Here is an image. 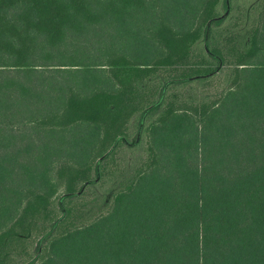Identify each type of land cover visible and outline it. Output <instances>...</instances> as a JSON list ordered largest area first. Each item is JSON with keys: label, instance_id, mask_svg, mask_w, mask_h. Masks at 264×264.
I'll return each instance as SVG.
<instances>
[{"label": "trees", "instance_id": "obj_1", "mask_svg": "<svg viewBox=\"0 0 264 264\" xmlns=\"http://www.w3.org/2000/svg\"><path fill=\"white\" fill-rule=\"evenodd\" d=\"M233 3L0 0V263L45 218L27 264H264V0L227 47ZM144 138L107 209L67 227Z\"/></svg>", "mask_w": 264, "mask_h": 264}, {"label": "rangeland", "instance_id": "obj_2", "mask_svg": "<svg viewBox=\"0 0 264 264\" xmlns=\"http://www.w3.org/2000/svg\"><path fill=\"white\" fill-rule=\"evenodd\" d=\"M256 1L257 0H234L230 18L219 28L214 29L215 41L217 44L220 45L221 43L227 47L233 46L235 42L244 40L246 35L258 28L260 10L257 11L254 9ZM198 50L196 51L199 56L202 55L200 47H198ZM175 73L176 71H171L167 74L174 75ZM223 86V76L219 75L208 84H192L188 87H179L172 95L176 94L178 99H182V97H186L187 95L199 97V94L203 91L209 97H213L214 93ZM131 132L132 124H130L128 130V140L130 141H132ZM147 155L145 138L143 139V144L137 149L120 148L115 156L108 161L110 163L108 166V179L104 183H98L94 187L87 188L79 198L69 202L68 206L73 207L76 212H74L71 219L66 222L67 227H70L71 224L80 225L87 222L89 218L86 219L84 213L87 217H90V210L93 212H98L101 209L106 210V199H108L109 196L108 192H114L115 190L113 185H111L112 181L119 180V176L123 174L125 168L130 171L140 168L139 164L146 159ZM116 169L118 170L117 172H115ZM90 176H93V171ZM63 192L64 184L62 182L59 185L57 195L52 200V209L55 210V213H58L57 202ZM103 200L105 201L103 202ZM51 216L52 215H49V218ZM47 222L45 218L40 219L31 236L23 238L22 242L20 241L13 245L0 264H27L34 258V247L38 240L37 238L42 232L41 229L46 227Z\"/></svg>", "mask_w": 264, "mask_h": 264}]
</instances>
